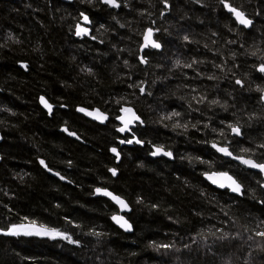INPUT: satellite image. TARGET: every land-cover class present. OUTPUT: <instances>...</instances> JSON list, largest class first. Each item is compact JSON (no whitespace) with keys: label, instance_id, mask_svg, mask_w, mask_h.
I'll list each match as a JSON object with an SVG mask.
<instances>
[{"label":"trees","instance_id":"trees-1","mask_svg":"<svg viewBox=\"0 0 264 264\" xmlns=\"http://www.w3.org/2000/svg\"><path fill=\"white\" fill-rule=\"evenodd\" d=\"M166 2L170 9L165 0H120L118 9L101 0H0V227L27 217L79 241L0 234V264H264V238L255 236L264 230L262 175L211 147L248 148L264 158L257 90L264 88L257 71L264 0H229L253 21L250 29L220 0ZM82 13L90 37L75 34ZM148 28L159 30L163 49L147 50L143 66ZM41 96L58 106L52 117ZM78 106L99 108L110 120L88 121ZM125 107L143 121L134 130L142 143L119 149L117 163L111 148L119 146L116 119ZM62 126L86 144L67 138ZM153 147L174 159L153 158ZM202 161L241 181L243 197L212 187ZM97 187L128 201L132 234L112 223L118 209L94 195ZM163 244L171 247H157Z\"/></svg>","mask_w":264,"mask_h":264},{"label":"snow or ice","instance_id":"snow-or-ice-1","mask_svg":"<svg viewBox=\"0 0 264 264\" xmlns=\"http://www.w3.org/2000/svg\"><path fill=\"white\" fill-rule=\"evenodd\" d=\"M105 4H108L110 7L113 8H120L121 3L120 0H103ZM220 3L223 5V7L230 12L236 21L244 26V27H251L252 26V20L249 19L244 11H242L238 7H234L229 0H220ZM165 7H167V2L165 0ZM83 21L85 23H89V19L86 15H83ZM156 31H159L158 29ZM89 32V29L85 27H81L80 25H77L76 28V35L78 36H84L87 35ZM155 33L152 28H148L146 32L143 35V45H142V50L145 48H156L159 49L161 47L160 43L153 39ZM95 39V37H93ZM185 40H187V37H184ZM141 63H147L148 61L144 58H140ZM261 60L264 61V57H261ZM179 65V62H177ZM188 67H191V65H187ZM25 69H27V65H23ZM257 71L264 74V62L260 63L257 66ZM236 84H239L243 86L241 80H236ZM258 91L262 93L261 95V100L264 101V88H258ZM140 92H144V88L140 87ZM215 102V101H214ZM40 103L44 106V108L47 109L48 113L51 115L53 111V105L48 102L43 96L40 97ZM119 103V101H117ZM79 112L84 113L85 115L91 117L94 120L99 121L100 123H104L105 121L108 120V116L105 114V112L100 111L99 109H96L95 111H89L85 108H79ZM122 111L126 114L124 116L119 117L122 127L118 128L117 130L121 133H124L126 131H131L130 125H133L134 122H140L143 123V121L140 120V117L136 115V113L131 109V108H122ZM172 116H179L180 113L178 112H173L171 114ZM228 128H230L231 133L234 134L235 136H241V128L237 125H232L229 124ZM64 132H66L70 136H75L74 132L69 131L68 128L63 129ZM223 135V133H221ZM79 139V137H77ZM120 144H132V143H137L140 144L142 143L141 140L139 139H128V140H123L121 139L119 141ZM211 147L216 150V152L221 153L222 155L229 157L232 160L238 161L241 165H244L245 167L249 169H255L257 170L262 176H264V158H255L254 153L252 152L251 149L244 148L241 149L239 152H237L235 149L232 151L229 150V145L228 144H219V143H212ZM258 147L264 148V144H260ZM111 152L116 155L117 158L120 156V152L116 147L111 148ZM162 153L163 155H166L168 157H172V153L170 151H163L162 148H156L154 152H152V155H157ZM241 153H247L248 155H243ZM39 163L47 169L49 172L52 171L51 168L48 167V165L45 163L44 160H40ZM202 163L208 164V170L203 173L205 179L209 181L212 185H215L218 188L221 189H228L230 192L235 193L237 195H244V188L243 184L241 181H239L234 175L229 174V171H221V170H216L212 167L211 163L209 161H202ZM112 175L115 176L117 175V170L115 168L110 169ZM55 175L59 176L60 174L54 173ZM60 179H64L63 176H60ZM260 186L264 188V182L258 181ZM95 193L97 195H102L105 197L110 198L113 202H115L119 206L120 212L124 211H131L132 209L129 207V204L122 199L119 195L113 194V192H110L106 189L103 188H96ZM260 203H264V201H260ZM112 221L117 224L121 229H123L126 232H131L133 230L132 224L129 223L128 218H126L124 215L120 214H113L111 216ZM25 222L21 223H13L11 225L7 226V229L5 230L4 228L0 227V234L5 235V236H12V237H20V236H25V237H39V238H48V239H63L68 241L70 244H79L78 240H73L71 235H68L66 232H62L58 230L57 228L54 227H49L46 224L43 223H38L35 219H29L27 217L24 218ZM95 235L99 236L100 233H94ZM239 234L237 233V237ZM255 236L264 238V230L261 231H256ZM252 237H248V239H251ZM157 247H162L165 249H169L171 245L168 244H163V245H157Z\"/></svg>","mask_w":264,"mask_h":264},{"label":"water","instance_id":"water-1","mask_svg":"<svg viewBox=\"0 0 264 264\" xmlns=\"http://www.w3.org/2000/svg\"><path fill=\"white\" fill-rule=\"evenodd\" d=\"M102 2H103V0H102ZM104 3V2H103ZM105 4V3H104ZM106 5H108V4H106ZM167 9H170V6L167 4V7H166ZM230 13V12H229ZM231 14V13H230ZM232 15V14H231ZM232 18L236 21V19L234 18V16L232 15ZM250 19V18H249ZM237 22V21H236ZM238 23V22H237ZM239 24V23H238ZM240 25V24H239ZM252 25H253V21H252ZM242 26V25H241ZM242 27H244V26H242ZM252 27V26H251ZM251 27H244V28H246V29H250ZM153 29V28H152ZM147 30V29H146ZM153 31H154V33L156 34V31L153 29ZM146 32V31H145ZM78 36V35H77ZM84 36H88V34L87 35H84ZM83 37V36H82ZM153 39H155L156 40V38H155V35H154V37H153ZM143 43H144V41H143V39H142V45H143ZM142 45H141V47H140V50H139V52H140V56H139V61L141 62V60H140V58L141 57H144V54H145V52L147 51V50H149V49H152V50H157V51H161L162 49H163V47H162V45H161V43H160V45H161V47L159 48V49H156V48H151V47H149V48H145V49H143L142 50ZM143 66H147V63L145 64V63H141ZM22 68L23 69H25L24 67H23V65H22ZM26 70V69H25ZM239 85V84H238ZM239 86H241V85H239ZM242 87V86H241ZM145 93V89H144V92L142 93V94H144ZM44 97V96H43ZM46 100H48L46 97H44ZM49 102V101H48ZM39 103H40V99H39ZM50 103V102H49ZM40 105H41V107L46 111V112H48L47 111V109L46 108H44V106L40 103ZM80 108H82V107H80ZM83 108H85V107H83ZM125 108H131L135 113H136V115H138L137 114V112L135 111V109L134 108H132V107H125ZM79 109V108H78ZM78 109H77V112L78 113H80V114H82L83 116H85L88 120H90V121H92V122H95V123H98L99 125H106L108 122H109V120H110V117H109V115L108 114H106L107 116H108V120L107 121H105L104 123H100L99 121H97V120H94V119H92L91 117H89V116H87V115H85L84 113H82V112H79L78 111ZM85 109H87V110H89V111H95L96 109H99V108H94V109H89V108H85ZM53 110H54V106H53ZM100 111H102L101 109H99ZM102 112H104V111H102ZM52 113H53V111H52ZM124 115H126L122 110L120 111V115H119V117H121V116H124ZM139 116V115H138ZM119 117L117 118V123H118V125L120 126V127H122L123 125H122V123H121V121H120V119H119ZM140 117V116H139ZM140 120H141V118H140ZM142 121V120H141ZM138 124H140V122H134V124L133 125H130V128H131V131L129 132V131H126V132H124V133H121V132H119L121 135H127V134H133V130H135L136 128H137V125ZM119 127V128H120ZM234 135V134H233ZM70 136V135H69ZM235 136V135H234ZM70 137H72V138H75V139H77V136L75 135V136H70ZM134 139H138V138H135L134 137ZM133 139V140H134ZM0 141H1V135H0ZM134 143H132V144H128L129 146H132ZM137 144V143H136ZM139 145V144H138ZM156 148H158V147H153L152 148V151L154 152L155 151V149ZM215 150V149H214ZM230 150V149H229ZM163 151H165L164 149H163ZM216 151V150H215ZM165 152H167V151H165ZM218 153V152H217ZM113 154V153H112ZM220 156H222V157H224V158H226V159H229V160H232V159H230L229 157H226V156H224V155H222L221 153H218ZM113 156L114 157H116V155L115 154H113ZM122 156H121V154H120V156H119V158H117V160H118V162H120L121 161V158ZM152 157L153 158H165V159H168V160H173L174 159V155H173V153H172V157H168V156H166V155H163L162 153H160V154H157V155H152ZM232 161H234V162H236V163H238V164H240L238 161H235V160H232ZM0 162H1V157H0ZM242 166H244V165H242ZM245 167V166H244ZM247 168V167H246ZM247 169H249V168H247ZM249 170H251V171H254V172H256V173H259L257 170H255V169H249ZM230 174V173H229ZM260 174V173H259ZM117 175H115L114 177H116ZM204 179H205V177H204ZM262 179H263V182H264V176H262ZM206 180V179H205ZM207 181V180H206ZM212 187H214V188H216V189H218V190H220V191H228L230 194H232V195H235V196H238V197H243V195H237V194H235V193H232V192H230L228 189H221V188H218V187H216L215 185H212L209 181H207ZM244 188V187H243ZM104 189V188H103ZM106 190H108V191H110V192H113V191H111V190H109V189H106ZM263 190H264V188H263ZM113 194H115L114 192H113ZM94 195L96 196V197H101V198H105V199H107V200H109L112 204H114L116 207H117V209H118V213H116V214H120V215H124L126 218H128V216L132 213V210L129 212V211H124V212H120V210H119V206L115 203V202H113L110 198H108V197H105V196H102V195H97L96 193H94ZM115 195H117V194H115ZM120 196V195H119ZM121 197V196H120ZM122 199H124L127 203H128V201L125 199V198H123V197H121ZM129 204V203H128ZM129 207L131 208V206H130V204H129ZM132 209V208H131ZM128 220H129V218H128ZM111 221H112V219H111ZM112 223L118 228V229H120L121 231H123L124 233H126V234H132L133 232H134V226H133V224H132V222L129 220V223H131L132 224V228H133V230L131 231V232H126V231H124L123 229H121L117 224H115L113 221H112Z\"/></svg>","mask_w":264,"mask_h":264},{"label":"flooded vegetation","instance_id":"flooded-vegetation-1","mask_svg":"<svg viewBox=\"0 0 264 264\" xmlns=\"http://www.w3.org/2000/svg\"><path fill=\"white\" fill-rule=\"evenodd\" d=\"M102 1V0H101ZM109 6V5H108ZM110 7V6H109ZM113 8V7H112ZM89 19V18H88ZM78 25H80L81 27H85V28H87V29H89V32H88V36H83V37H90V35H91V29H90V26H91V20L89 19V23H85L84 21H82L80 24H78ZM76 34V33H75ZM77 36V35H76ZM77 37H81V38H83L82 36H77ZM45 97V96H44ZM40 99V98H39ZM48 101H49V99H48ZM50 102V101H49ZM51 103V102H50ZM52 104V103H51ZM39 105H40V103H39ZM53 106H54V110H53V113L55 112V110H56V108L58 107V106H56V105H54V104H52ZM41 106V105H40ZM81 106H78V107H76L75 108V112L78 114V115H80V116H82V117H84L86 120H88L85 116H83L82 114H80V113H78L77 112V109L78 108H80ZM59 108H61V109H66L65 108V106H59ZM45 111V110H44ZM48 113V112H47ZM53 113L50 115L49 113H48V116L49 117H52V115H53ZM117 120V119H116ZM88 121H90V120H88ZM92 122V121H91ZM93 123H95V122H93ZM96 124H98V123H96ZM120 126H118V128H119ZM64 128H68L67 126H62L60 129H59V131L61 132V133H63L67 138H69V139H71V140H73V141H75V142H77V143H80V144H86V142H85V140L79 135V133H77L76 131H73V130H70L69 128V131H71V132H74L75 133V135L77 136V137H79V139H75V138H72V137H70L66 132H64L63 131V129ZM117 128V129H118ZM118 131V130H117ZM118 133H119V131H118ZM0 135H1V141H0V143L3 141V138H4V136H3V134L0 132ZM119 135L121 136L118 140H117V143H118V145L119 146H117L116 148L118 149V151H119V149H121V148H124V147H133L134 145H136V143H134L132 146H129L127 143H125V144H120L119 143V141L121 140V139H123V140H128V139H134V137L135 138H137L136 137V135H135V133H134V130H133V134H127V135H121L120 133H119ZM120 152V151H119ZM111 154H112V152H111ZM121 154V153H120ZM112 156H113V154H112ZM122 156V155H121ZM1 157V156H0ZM114 157V156H113ZM122 158V157H121ZM115 159H116V161H117V163H120V162H118V160H117V158L115 157ZM40 160H44V159H42V158H39L38 159V162L40 161ZM46 163V162H45ZM39 165L46 171V172H48L50 175H53L54 177H57V178H59L60 179V176L61 175H59V176H57V175H55L54 173H57L58 171H54L53 169H52V171L51 172H49L47 169H45L40 163H39ZM48 165V164H47ZM48 167H49V165H48ZM50 168V167H49ZM113 169V168H112ZM116 169V168H115ZM117 170V176H118V174H119V172H118V169H116ZM59 174H60V172H58ZM110 173H111V171H110ZM111 175H112V173H111ZM113 176V175H112ZM116 176V177H117ZM114 177V176H113ZM116 177H114V178H116ZM62 182H67V183H69V184H71V182L70 181H67V180H65V179H60ZM98 188V187H97ZM99 188H101V187H99ZM96 189V188H95ZM95 189H94V193H95ZM104 189H108V188H104ZM110 190V189H109ZM118 213V212H117Z\"/></svg>","mask_w":264,"mask_h":264},{"label":"rangeland","instance_id":"rangeland-1","mask_svg":"<svg viewBox=\"0 0 264 264\" xmlns=\"http://www.w3.org/2000/svg\"><path fill=\"white\" fill-rule=\"evenodd\" d=\"M115 9H118V8H115ZM112 155V154H111Z\"/></svg>","mask_w":264,"mask_h":264}]
</instances>
